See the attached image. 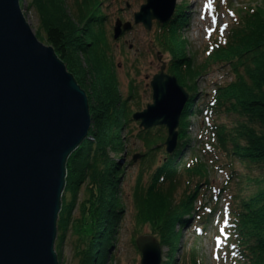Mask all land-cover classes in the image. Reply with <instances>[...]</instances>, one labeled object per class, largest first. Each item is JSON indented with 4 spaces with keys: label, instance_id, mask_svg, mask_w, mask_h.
I'll use <instances>...</instances> for the list:
<instances>
[{
    "label": "trees",
    "instance_id": "1",
    "mask_svg": "<svg viewBox=\"0 0 264 264\" xmlns=\"http://www.w3.org/2000/svg\"><path fill=\"white\" fill-rule=\"evenodd\" d=\"M51 1L48 8L41 0L32 1L39 8L38 14L44 15L50 10L53 12L51 17L61 22V25L52 21L46 24L44 40L90 99L93 122L88 138L67 160L64 195L85 184L90 198L95 200L92 228L96 227L98 235L102 236L101 243L97 238L81 252V264H101L100 256L102 253L107 255L113 221L121 209L119 200L114 197L119 168L111 155L126 152L121 131L128 122L127 108L121 102L113 80L99 0L76 1L75 18L68 17L63 0ZM243 11L241 16L237 12L232 15V23L224 35L219 31L210 36L202 49L203 62L197 67L190 65L186 58V43L180 33L185 22L183 12L174 17L163 34L158 35L161 46L171 55L170 73L180 86L187 87L189 94L179 123L178 147L171 155L165 151L150 185L138 186L135 191L138 202L135 205L136 222L149 225L157 235L160 247L167 249L163 264H176L179 233L188 224L185 217L197 215L195 221L204 229L212 214L218 212L211 208L200 214L195 204L200 189H210L213 172L225 176L220 192L226 193V204L221 209L217 234L230 253V261L233 264H264V0ZM65 19L72 21L73 26L65 25ZM73 34L76 36L69 40ZM70 43L73 52H69ZM80 60L90 67L93 75V97H88L89 88L84 84L86 73ZM182 65L183 71L179 68ZM212 65L228 67L232 80L216 86L202 107L196 104L195 81L205 76ZM193 107L201 117V131L206 137L202 141L199 135L196 146L191 145L186 135L191 127L186 122L194 113ZM232 114L240 120L228 128L220 120ZM140 140L154 157L159 151L154 148L160 144L158 138L144 131ZM186 152L190 156L182 163ZM181 188L177 199V191ZM245 190L250 193L244 194ZM64 195L62 201H65ZM144 202L147 203L142 205ZM65 214L61 211L60 219ZM181 264H199L195 252L187 258L184 256Z\"/></svg>",
    "mask_w": 264,
    "mask_h": 264
},
{
    "label": "water",
    "instance_id": "2",
    "mask_svg": "<svg viewBox=\"0 0 264 264\" xmlns=\"http://www.w3.org/2000/svg\"><path fill=\"white\" fill-rule=\"evenodd\" d=\"M176 1L145 0L133 24L150 31L153 22L167 23ZM131 27L116 20L113 39ZM165 68L161 63L150 82L152 103L132 120L145 131L164 127L171 155L189 94ZM90 127L86 93L53 48L36 39L20 0H0V264H59L54 244L66 163ZM135 245L140 264H162L155 238L139 236Z\"/></svg>",
    "mask_w": 264,
    "mask_h": 264
},
{
    "label": "rangeland",
    "instance_id": "3",
    "mask_svg": "<svg viewBox=\"0 0 264 264\" xmlns=\"http://www.w3.org/2000/svg\"><path fill=\"white\" fill-rule=\"evenodd\" d=\"M32 1L20 0V8L36 39L47 46L44 40L46 38V24L52 21L61 25V22L52 18L53 12L50 10H48L49 12L46 11L44 15L38 14L39 8L36 3L33 5ZM41 1L47 8L52 4L51 0ZM76 1L81 2V0H63L69 18L70 15L75 18ZM99 2L101 3V13L104 16L103 26L107 41L106 45H108L107 55L113 67V80L118 88L121 102L126 104L128 119L127 125L121 131L123 148L126 152H122L119 155H111V158L117 162L119 168L117 170L119 171V178L115 187L114 197L119 200L121 209L116 213V219L113 221L114 228L112 233H110L111 244L107 255L104 254V256L102 253L100 258L101 264H140L141 255L136 248L135 240L139 236H151L157 241L158 238L149 225H142L136 222L137 212L135 205L138 202L135 198V191L138 186L147 187L150 185L157 166L165 156L164 143L167 138V132L163 127L146 131L151 136L158 138L157 143H160L157 147H154L158 148L159 151L152 157L151 152H147L145 144L140 140L144 131L139 128V122L133 121L131 117L133 114L143 111L148 104L152 103V92L149 84L152 77L159 73L161 63L158 62V58H160L161 62L166 63L165 73L176 78L170 73L171 55L165 51L161 46L160 39H158V35L163 34L170 23L161 27L154 22L150 31L144 30L141 25L133 26L130 31L123 33L118 40H114L113 27L116 20H120L122 23L132 22L133 14L138 12L145 0H99ZM258 2L259 0H177V11L175 14L182 15L183 12L185 22H183L180 33L186 43V58L190 60V65L197 67L203 62L202 49L210 36L219 31L224 32L223 35L225 34L227 27L230 26L233 20L231 12L234 16L236 12L241 16L245 7L253 6ZM240 10L242 11L240 12ZM64 24L73 26L72 21L68 19H65ZM74 36L76 35L70 36L69 40H72ZM70 47L69 52H73L72 43H70ZM80 63L86 73L84 84L89 88L88 97H93L91 94L94 92L93 88L95 85L92 83L94 78L90 67L81 60ZM179 68L183 71L184 65ZM206 73L205 76H201L195 81L198 90L195 100L196 104L200 106L209 100L211 91L216 86L232 80L228 67L212 65ZM188 83L189 85L191 84V82ZM186 88L184 89L187 92ZM88 103L90 108V99H88ZM193 111L194 113L188 116V122H186L188 126L191 125L186 131V135L191 140V145L196 146L199 135L202 141L206 137L201 131V117L196 114V108L193 107ZM236 120L239 121L240 118L236 114H232L231 116L221 117L220 121L228 128H231ZM92 123L91 121V125ZM179 130L180 125L177 132ZM135 155H140L141 158L133 161V156ZM189 156L187 152L184 153L181 162L187 161ZM223 178V174L213 172L210 176V187L213 190L205 189V187L200 189L195 202L200 214L203 213L204 209L214 208L215 199H217L215 206L219 210L226 204L224 195L221 197L218 195V189L224 184ZM85 187V184H82L77 191H67L65 195L63 192L65 201L61 200V211L67 214L61 220V212L59 213L57 238L54 244V251L59 264H81V252L85 251L92 243H95L97 238V242L100 241L101 243L102 236L98 235L96 227L92 228V218L95 215L93 212L95 200L93 201L90 198ZM246 188L251 189L249 187ZM231 189L234 190L233 187ZM181 191L182 188L177 191V199ZM245 193H250V191L245 190ZM145 203L147 202L142 205H145ZM219 212L210 217V222L204 229L199 222L195 221V218L198 217L197 215L189 219L185 217L188 224L179 233V247L175 255L176 264H181L183 257L186 256L187 258L192 251L195 252L197 263L199 264H230L226 255L227 252L223 247L220 248L217 243L216 228L220 225L218 223ZM60 220L61 227H59ZM193 228H202V235H195V231H192ZM166 254L167 249L162 248V264L166 259Z\"/></svg>",
    "mask_w": 264,
    "mask_h": 264
}]
</instances>
